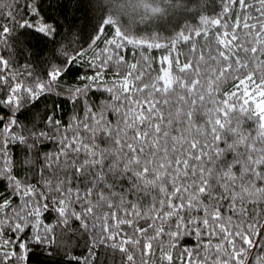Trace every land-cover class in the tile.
Masks as SVG:
<instances>
[{"label":"snow or ice","instance_id":"1","mask_svg":"<svg viewBox=\"0 0 264 264\" xmlns=\"http://www.w3.org/2000/svg\"><path fill=\"white\" fill-rule=\"evenodd\" d=\"M177 249L264 264V0H0V264Z\"/></svg>","mask_w":264,"mask_h":264},{"label":"trees","instance_id":"2","mask_svg":"<svg viewBox=\"0 0 264 264\" xmlns=\"http://www.w3.org/2000/svg\"><path fill=\"white\" fill-rule=\"evenodd\" d=\"M215 2L218 4L220 2V0H215ZM216 11H219V9H216ZM235 16V13L233 12V17ZM126 19L128 20L129 24L137 27L138 31L136 32L137 35L140 34H146L148 32V28L147 27H151L152 31H159L161 32V34L163 36L166 37H170L171 33L170 31H165V28H170L172 26V24L175 22V15L173 13H169L168 16H162V17H153L151 19L145 18L143 21L140 20L136 15H129L126 17ZM181 23H183V21H181ZM190 23H194L192 21H190ZM147 26V27H145ZM215 27V26H214ZM111 34V33H109ZM203 39V38H201ZM171 47L170 44H168L167 42L161 46V48L157 49V48H151L149 49L146 45L143 47V52L147 55L150 56L151 60L153 61L152 67L153 69L158 70L160 67V57L167 54L169 52V48ZM177 47L180 48V50L182 52H185L186 54H191L190 52H188V49L190 48L189 44H185V42L183 41H178L177 43ZM200 45H197V49L199 50ZM122 51H126L128 56L130 58H132V48L131 46H128L126 50H122ZM137 51L139 52L140 49H137ZM172 57L174 58L176 53L173 52ZM20 63H23V60L20 61ZM15 67V65H14ZM231 87V84H228L225 88H223L221 90V92L223 91H227L229 90ZM47 147H51L50 144L47 145ZM22 155V154H21ZM20 175H23V170L20 171ZM141 226H143L141 224ZM127 228V226H125ZM128 231H131V229H128ZM6 235H10V233H6ZM184 241V244L191 247L193 246L196 241L193 238H189V237H184L182 238ZM103 245H101V248L103 249ZM157 252H158V248H157ZM177 252V259H176V264H179V249L176 250ZM119 259V257H117V260ZM185 259H187V257H185ZM157 264H159V260H158V256H157Z\"/></svg>","mask_w":264,"mask_h":264}]
</instances>
